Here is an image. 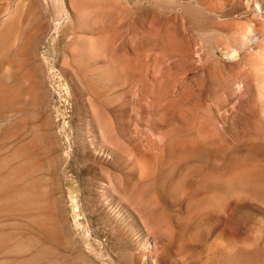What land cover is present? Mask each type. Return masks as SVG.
<instances>
[{
	"label": "rangeland",
	"instance_id": "1",
	"mask_svg": "<svg viewBox=\"0 0 264 264\" xmlns=\"http://www.w3.org/2000/svg\"><path fill=\"white\" fill-rule=\"evenodd\" d=\"M0 264H264V0H0Z\"/></svg>",
	"mask_w": 264,
	"mask_h": 264
}]
</instances>
